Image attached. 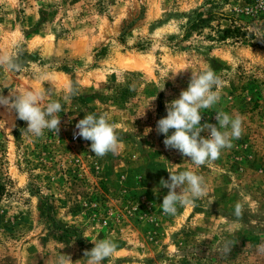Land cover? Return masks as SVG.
Masks as SVG:
<instances>
[{
  "label": "rangeland",
  "instance_id": "obj_1",
  "mask_svg": "<svg viewBox=\"0 0 264 264\" xmlns=\"http://www.w3.org/2000/svg\"><path fill=\"white\" fill-rule=\"evenodd\" d=\"M261 24L264 0H0V55L21 63L0 68L2 94L41 91V107L62 104L59 136L40 137L0 105V264H58L61 254L88 264L84 251L105 238L117 249L103 264H264ZM208 68L220 101L201 124L222 110L241 115L244 131L196 168L155 129L165 101ZM91 113L118 126V154L96 157L73 138ZM185 170L205 178L207 195L165 214L160 180Z\"/></svg>",
  "mask_w": 264,
  "mask_h": 264
},
{
  "label": "clouds",
  "instance_id": "obj_2",
  "mask_svg": "<svg viewBox=\"0 0 264 264\" xmlns=\"http://www.w3.org/2000/svg\"><path fill=\"white\" fill-rule=\"evenodd\" d=\"M264 29V24L258 26ZM264 42V36L256 37ZM6 67L9 72H19L21 65L11 54L0 55V68ZM187 69V68H186ZM184 69V70H186ZM221 85L220 77L216 72L208 68L200 74L192 73L188 88L180 92L179 98L165 101L167 115L156 122V132L164 135L166 149L177 150L183 157L199 168L202 165L217 160L224 149L233 147V141L239 139L244 131V118L239 115H229L217 110L215 119L217 124L205 122L201 124L203 109H211L220 101V94L214 90ZM69 94H75V90L68 88ZM44 93L41 91L24 90L18 94L4 96L0 89V105L6 109L15 110L18 119L27 122L26 130L35 137H40L47 129L59 136L62 104L59 101H51L41 107ZM149 102L147 108L155 110V106ZM145 115V110L144 114ZM118 126L111 122L106 113H91L80 119L75 125L78 131L73 132V138H83L91 141L90 150L96 157L103 158L107 154H118L122 147V140L118 135ZM173 129L171 135L169 130ZM151 131V129H148ZM148 131V132H149ZM208 133L202 136L201 133ZM160 185L168 189L160 205L163 212L175 215L177 206L193 205L197 199L207 195L205 178L193 170L170 172L168 179L161 178ZM244 206L237 202L234 215L242 219ZM94 247L85 250L84 256L88 258V264H103L117 249L116 243L111 238L92 241ZM232 243L224 242L218 250L223 255H229L232 251ZM264 251V245L258 246ZM58 264H73L70 255L61 254Z\"/></svg>",
  "mask_w": 264,
  "mask_h": 264
},
{
  "label": "trees",
  "instance_id": "obj_3",
  "mask_svg": "<svg viewBox=\"0 0 264 264\" xmlns=\"http://www.w3.org/2000/svg\"><path fill=\"white\" fill-rule=\"evenodd\" d=\"M232 33H235V31H234V30H225L223 34H224V35H225V34H229L230 36H232ZM223 37H224V36H220L221 39H223ZM15 59H16V62H17L18 64H21V63H20V57H17V58H15Z\"/></svg>",
  "mask_w": 264,
  "mask_h": 264
}]
</instances>
